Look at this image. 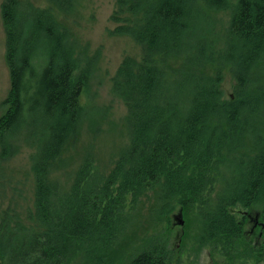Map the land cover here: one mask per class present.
Segmentation results:
<instances>
[{"label": "trees", "instance_id": "trees-1", "mask_svg": "<svg viewBox=\"0 0 264 264\" xmlns=\"http://www.w3.org/2000/svg\"><path fill=\"white\" fill-rule=\"evenodd\" d=\"M117 6L137 21L114 33L142 49L141 60L124 58L112 79L130 143L108 175L85 157L71 184L61 186L51 176L77 137L87 70L48 10L28 0L1 2L10 89L1 102L0 160L19 146L35 154L31 224L0 212V264H70L76 257L81 264H176L166 239L145 240L130 255L115 252L130 214L148 196L157 205L152 220L168 221L177 207L198 210L214 264H256L251 252L264 239L252 243L244 227L248 216L264 225V0ZM223 12L228 20L219 32L213 20ZM224 70L234 80L225 99ZM218 176L212 202L206 194Z\"/></svg>", "mask_w": 264, "mask_h": 264}, {"label": "rangeland", "instance_id": "rangeland-1", "mask_svg": "<svg viewBox=\"0 0 264 264\" xmlns=\"http://www.w3.org/2000/svg\"><path fill=\"white\" fill-rule=\"evenodd\" d=\"M28 1L34 7L50 12L57 27L66 33L68 42L72 44L79 66L87 70V84L79 98L83 114L78 134L74 143L65 148L62 155L64 166L51 178L61 186L70 185L73 173L85 157L93 162L96 171L106 176L117 157L130 143L127 110L113 92L112 79L124 58L129 57L136 61L142 58L141 47L131 37L116 34L113 30L116 25L134 24L137 17L121 13L117 0ZM1 2L2 0L0 5ZM227 20V12L218 13L213 20L216 30L222 32V24ZM176 63L180 61L177 60ZM233 84L231 74L224 70L220 81L224 99L232 95ZM9 89L5 29L0 11V116L5 111L1 102L6 98ZM33 153L35 151L30 146H19L11 159L0 160V212L6 211L10 217L15 215L26 226L31 224L26 220V215L28 211H33ZM220 183L221 178L218 176L212 190L206 194L212 202L216 198ZM155 202L154 197L148 196L137 203L130 214L127 231L119 239L115 252L124 249L130 255L140 250L147 243L145 240L161 242L166 239L176 264H214L216 255L210 254V247L201 237L202 222L196 213L198 210L191 209L185 213L186 211L177 207L168 221L152 220L150 215H154L157 210ZM255 219L258 220L257 216ZM252 223L247 218L244 230L249 241L253 243L257 241L259 234L258 229L251 231ZM15 226L16 223H9L10 228ZM135 237L136 242L130 246ZM262 238L264 239V234ZM253 248L255 251L251 254L256 264H264V246L254 245ZM115 261L116 259L111 264ZM70 264H81V259L76 257Z\"/></svg>", "mask_w": 264, "mask_h": 264}, {"label": "flooded vegetation", "instance_id": "flooded-vegetation-1", "mask_svg": "<svg viewBox=\"0 0 264 264\" xmlns=\"http://www.w3.org/2000/svg\"><path fill=\"white\" fill-rule=\"evenodd\" d=\"M248 219H251L253 222V225L251 226V231L254 232L255 230L258 229L259 236L257 238L261 239L264 234V225L261 223H258V221H256L255 218H250V216H248Z\"/></svg>", "mask_w": 264, "mask_h": 264}]
</instances>
